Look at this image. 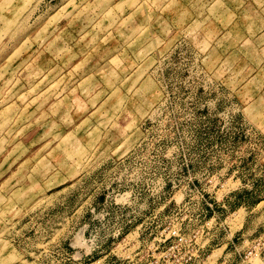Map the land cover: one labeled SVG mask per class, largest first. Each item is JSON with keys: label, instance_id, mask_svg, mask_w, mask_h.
<instances>
[{"label": "rangeland", "instance_id": "374dc122", "mask_svg": "<svg viewBox=\"0 0 264 264\" xmlns=\"http://www.w3.org/2000/svg\"><path fill=\"white\" fill-rule=\"evenodd\" d=\"M175 245L264 264V0H0V264Z\"/></svg>", "mask_w": 264, "mask_h": 264}, {"label": "built area", "instance_id": "2783aa9c", "mask_svg": "<svg viewBox=\"0 0 264 264\" xmlns=\"http://www.w3.org/2000/svg\"><path fill=\"white\" fill-rule=\"evenodd\" d=\"M178 236V235H176ZM178 248V245L170 246L169 252H170V259L172 262L177 264H191L195 261V250L193 248L189 249V246H187V250L184 252L183 255L178 256L175 253V250ZM201 264H203L201 262Z\"/></svg>", "mask_w": 264, "mask_h": 264}]
</instances>
